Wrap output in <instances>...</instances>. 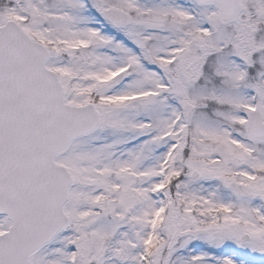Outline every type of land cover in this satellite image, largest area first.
<instances>
[{
    "label": "snow or ice",
    "instance_id": "snow-or-ice-1",
    "mask_svg": "<svg viewBox=\"0 0 264 264\" xmlns=\"http://www.w3.org/2000/svg\"><path fill=\"white\" fill-rule=\"evenodd\" d=\"M0 264H264V0H0Z\"/></svg>",
    "mask_w": 264,
    "mask_h": 264
}]
</instances>
